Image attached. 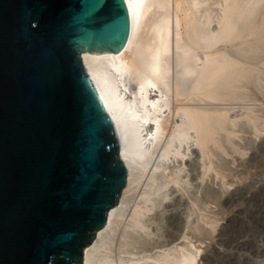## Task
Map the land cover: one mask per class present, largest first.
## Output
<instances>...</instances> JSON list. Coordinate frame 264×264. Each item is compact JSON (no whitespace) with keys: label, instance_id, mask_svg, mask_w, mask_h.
Returning a JSON list of instances; mask_svg holds the SVG:
<instances>
[{"label":"water","instance_id":"water-1","mask_svg":"<svg viewBox=\"0 0 264 264\" xmlns=\"http://www.w3.org/2000/svg\"><path fill=\"white\" fill-rule=\"evenodd\" d=\"M126 0H0V264H83L127 184L82 52L127 42Z\"/></svg>","mask_w":264,"mask_h":264},{"label":"bare ground","instance_id":"bare-ground-1","mask_svg":"<svg viewBox=\"0 0 264 264\" xmlns=\"http://www.w3.org/2000/svg\"><path fill=\"white\" fill-rule=\"evenodd\" d=\"M126 3L131 20L126 44L117 52H82L128 169L121 200L109 210L83 264H198L203 247L194 233L205 229L192 221L194 207L187 205L166 222L155 207L169 198L173 184L185 187V162L195 146L203 177L213 168L217 133L229 132L236 120L210 102L238 97L248 79L245 58L251 48L244 42L263 33L257 17L264 0ZM263 41L256 45L262 48ZM203 214V222L214 229L215 220ZM165 228L172 231L163 239Z\"/></svg>","mask_w":264,"mask_h":264},{"label":"rangeland","instance_id":"rangeland-1","mask_svg":"<svg viewBox=\"0 0 264 264\" xmlns=\"http://www.w3.org/2000/svg\"><path fill=\"white\" fill-rule=\"evenodd\" d=\"M261 11L257 23L264 25V8ZM262 32L244 42L254 53L246 49L250 72L238 97L202 102L227 110L229 120H236L229 132L217 133L209 175H202L203 160L195 146L185 162L189 174L185 187L173 184L165 205L155 207L156 212L163 211L164 222L170 217L175 220L187 205L194 207L191 219L205 229L194 233L196 244L203 247L198 264H264V46L256 45L264 40ZM202 213L215 220L214 229L203 222ZM170 231L172 228H165L162 238Z\"/></svg>","mask_w":264,"mask_h":264}]
</instances>
